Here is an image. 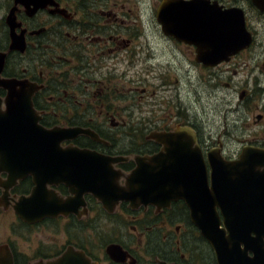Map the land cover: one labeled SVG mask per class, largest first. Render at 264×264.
I'll return each instance as SVG.
<instances>
[{
	"label": "flooded vegetation",
	"instance_id": "1",
	"mask_svg": "<svg viewBox=\"0 0 264 264\" xmlns=\"http://www.w3.org/2000/svg\"><path fill=\"white\" fill-rule=\"evenodd\" d=\"M3 1L6 14L0 16V51L8 53L1 77L27 79L39 86L32 103L43 127L88 131L61 141L63 148L94 153L84 163L92 164L101 156L117 159L113 164L94 165L102 173L99 181L88 174L90 182L105 184L110 171L123 196L108 210L110 205L104 207L91 193L70 194L62 183L42 185L48 194L62 197V204L70 200L74 210L61 214L54 206L51 216L24 221L15 207L19 199L31 195L36 186L34 177L29 174L6 189L9 174L0 171V224L6 235L0 241V256L7 257L3 262L38 264L72 249L84 255L71 258L74 264H217L210 245L192 223L184 200L140 203L136 207L124 198L129 195L126 181L137 166V157L164 156L165 162L155 167L166 169L199 167L202 158L208 184L212 167L222 169L219 191L231 199V183L238 174L231 170L232 165L243 155L260 156L258 170L264 172V34L257 27H264V11H259L252 0H217L223 9L244 11L250 43L206 66L197 60L194 45L173 36L161 32L163 47L153 45V36L140 32L139 8L133 11L130 0H49L45 7L44 0L19 3L14 10L13 22L18 26L13 34L24 38L26 49L23 53L9 51L12 31L6 17L15 4L14 0ZM161 1L154 6L155 21ZM135 11L137 17L125 23L126 15L129 19ZM48 40L68 41V49H62L63 42L54 47L46 45ZM31 57H44L36 61L37 73L29 65L19 72L16 63ZM52 72L54 81L50 80ZM191 78L200 79L213 93L215 90L214 113L218 111L222 117L224 112L213 135L206 134L201 119L189 111L190 95L183 89ZM204 86H190L195 90L192 102L203 97ZM219 88L228 94L218 95ZM3 94L0 90L1 97ZM78 108V113L69 112ZM233 111L236 115L243 111L234 122L239 120L248 132L253 130L247 136L234 134L229 117ZM66 112L71 116L65 117ZM35 204H28L27 217L37 215L31 213ZM254 208L262 214L260 202L248 201V210ZM217 212L222 217L220 207ZM45 229H52L49 238Z\"/></svg>",
	"mask_w": 264,
	"mask_h": 264
},
{
	"label": "water",
	"instance_id": "2",
	"mask_svg": "<svg viewBox=\"0 0 264 264\" xmlns=\"http://www.w3.org/2000/svg\"><path fill=\"white\" fill-rule=\"evenodd\" d=\"M28 2L14 0L15 6L6 17L12 31L9 51L23 53L26 49L24 38L13 34L18 26L13 20L16 6ZM44 2L42 7L49 5L50 1ZM252 2L259 11H264V0ZM156 19L164 34L194 45L197 60L206 66L226 59L250 43L244 11L237 7L223 9L217 0H162ZM7 53L0 51V90L5 91L4 97L0 96V171L9 174L10 183L4 185L6 189L11 182L15 184L29 174L33 175L36 185L30 196L19 199L16 212L22 220L32 221L54 214V206L61 214L74 210L70 200L62 204V197L56 193L48 194L42 188V185L58 183L64 184L70 194H93L104 203V207L110 205L107 209L111 210L123 198L122 190L117 187V178L108 171V183L98 184L90 182L89 174L99 181L102 173L96 171L94 165L113 164L117 159L101 156L92 164L84 163L83 160L94 153L74 147L63 148L61 141L79 133L89 134L88 131L80 128L46 129L40 125V116L32 103L39 86L27 79L1 77ZM158 157L136 158L137 166L126 181L129 195L124 198L135 206L153 202L168 204L172 199H182L189 208L192 223L214 252L217 264H264V174H260L264 172L258 170L262 165L260 156L243 155L241 161L232 165L231 170L235 169L238 174L236 182L231 183V199L219 191L218 177L222 169L212 167L209 185L202 158L199 167L188 165L166 169L155 167V164L165 162L164 156ZM250 200L260 202L262 214H258L260 211L256 208L252 212L248 210ZM29 203H36L31 210L37 214L35 217L26 216ZM217 207H220L222 217L218 215ZM75 257L83 258L84 255L69 249L55 260L38 264H74L70 259ZM6 258L0 256V264H6L3 262Z\"/></svg>",
	"mask_w": 264,
	"mask_h": 264
},
{
	"label": "rangeland",
	"instance_id": "3",
	"mask_svg": "<svg viewBox=\"0 0 264 264\" xmlns=\"http://www.w3.org/2000/svg\"><path fill=\"white\" fill-rule=\"evenodd\" d=\"M117 1L124 2L126 0H117ZM130 1H131V3H133V11L137 10V7L139 8L140 17H141V24L139 26L140 32L147 34V35H150V36H153V37H150V39H154L152 41L153 45L157 44V46H158L159 44H162V42L159 41V38H160L159 34H161V30H160L157 22L154 19V6H155V3L157 1L159 3V0H130ZM227 3H230V2L227 1ZM4 4H5V1L2 2V0H0V16H2V14L5 12L6 5H4ZM245 6L250 8L249 4H245ZM125 7H128V5L125 4ZM5 14H6V12L4 13V15ZM125 14H127V10H125ZM251 15H252V13H251ZM254 16L257 17V14H254ZM135 17H137L136 11H135V13L133 12L131 14V17L129 19H127L128 16L126 15L125 23H130V21ZM257 27L260 29V33L264 34V27L262 26V24L260 26H257ZM48 41L49 42L46 43V45H49L52 47H54L57 43L63 42V40H61V41L60 40H55V41L48 40ZM68 44H69L68 41L65 42L62 49L67 50ZM162 47H163V44H162ZM43 58L44 57H41L40 59H36L35 57H31L30 59H24V62L21 61V64L16 63V67H19V72H20L22 67H24V66L26 67L27 65H29L32 68V70L35 73H37L38 68L36 66H38L39 64L36 61L42 60ZM19 65H21V66H19ZM65 69H67V67ZM65 69L63 71H65ZM55 79H56L55 78V72H52V77L50 80L54 81ZM68 81L71 82L70 79H68ZM197 83H199L200 85H198ZM206 83L207 82H205V84ZM67 85H68V88L71 87L70 83H68ZM190 86L200 87L203 89L204 83L200 79L191 78L188 83L185 82V86H184L183 91H186V89H187V91L190 95V100H188L190 104H188V107H189L190 113L193 114L192 116L197 115L198 118L201 119L200 126L204 129L206 134L211 133L213 135L215 132V129H216V122H218V120H221L224 116L223 111L221 112L222 117H220V113L218 111L214 113L213 104H214L215 90L213 93L212 91H210V89H208L204 86L203 97H200L198 99V101H195V99H194L192 102L191 101V95L193 94V92H195V90H193ZM211 93H213V94H211ZM217 94L218 95L220 94V96H223L224 94H228V91L225 90L224 88H219L217 91ZM230 97H231L232 108L235 109L236 104L234 103L232 93H230ZM80 111H81V108H78V109H71L69 112L78 113ZM242 112L243 111H239L238 115H236L235 111H233L229 115V117H230V119H232L233 124L235 126L234 131H233L234 134H237L238 136H247L248 133H251L253 130L250 129V132H248V131H246L245 128L242 127L239 120L237 122H234L235 119H237V117H239ZM63 114H65V117L71 116V114L68 112L63 113ZM62 118H63V116H62ZM45 230H48V231H45L44 234L46 235V238H49L48 235L52 234V229H45ZM5 236L6 235H5L4 226H3V224H0V241ZM182 246H183V244L181 242L180 248H182ZM205 249L207 250V246H205Z\"/></svg>",
	"mask_w": 264,
	"mask_h": 264
}]
</instances>
